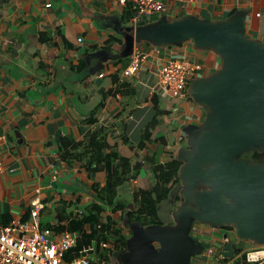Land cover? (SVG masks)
I'll list each match as a JSON object with an SVG mask.
<instances>
[{
    "label": "crops",
    "instance_id": "1",
    "mask_svg": "<svg viewBox=\"0 0 264 264\" xmlns=\"http://www.w3.org/2000/svg\"><path fill=\"white\" fill-rule=\"evenodd\" d=\"M132 11L131 0H0V158L6 168L0 222L29 219L38 187L46 206L43 227L74 219L77 209L90 202L93 184L105 180L103 171L88 173L82 163L62 158L75 143L84 144L79 150L88 147L89 132L102 129L122 156L136 157L133 146L142 130L163 110L155 134L169 140L160 160L165 162L186 144L183 127L204 118L190 96L176 100L160 86L158 71L171 59L188 57L203 61L206 69L198 76L207 75L220 68L218 55L196 50L190 41L169 46L142 41L135 47L147 58L135 75L125 76L131 56L122 57V28L134 26L126 16ZM237 12L247 36L264 41V0L176 2L166 16L223 20ZM179 135L186 137L180 143ZM145 183L146 178L130 180L126 191ZM126 191L120 198L129 201ZM193 227V237L204 247L192 264H242L248 250L264 247L238 238L234 230L203 223ZM228 241L232 256L222 253Z\"/></svg>",
    "mask_w": 264,
    "mask_h": 264
},
{
    "label": "water",
    "instance_id": "2",
    "mask_svg": "<svg viewBox=\"0 0 264 264\" xmlns=\"http://www.w3.org/2000/svg\"><path fill=\"white\" fill-rule=\"evenodd\" d=\"M122 30V57L131 56L142 41L156 46L190 41L196 50H212L221 64L189 84L190 98L205 115L201 122L183 127L186 146L177 153L183 161L181 182L172 191L182 197V204L175 208L169 199L160 205L158 215L164 224L132 226L127 240L131 254L122 262L191 264L192 256L204 247L190 235L195 223L232 226L238 238L263 245L264 160L250 161L243 155L264 151V41L247 36L238 12L223 20L161 15L154 22ZM227 236L223 234L224 239ZM222 253L234 254L230 241Z\"/></svg>",
    "mask_w": 264,
    "mask_h": 264
},
{
    "label": "trees",
    "instance_id": "3",
    "mask_svg": "<svg viewBox=\"0 0 264 264\" xmlns=\"http://www.w3.org/2000/svg\"><path fill=\"white\" fill-rule=\"evenodd\" d=\"M134 14L135 11H132L130 16L128 13L126 16L131 19ZM158 18L157 16L142 17L139 25L154 22ZM165 113L163 110L158 111L155 120L142 130L139 141L133 146L136 157L122 156L116 147L109 145L102 129H96L87 134L84 142L87 141V144H90L88 147L79 150L84 144L75 143L71 151L61 154L68 164L76 161L82 163L88 173L96 171L105 173L104 184H93L92 201L84 206L87 216L84 212L81 216L74 217L73 220L78 222L76 228L74 222H69V231L79 236L78 245L73 254L92 239L98 242L109 241L113 246V252L126 251L127 240L132 234V230L126 228L134 225L145 227L152 224H164L158 215L160 205L172 198L177 202L183 200L180 195H172L174 187L181 182L179 169L183 161L174 157L169 161L160 162L169 140L165 136H157L155 130L159 124V117ZM96 136L95 143L96 138H91ZM63 149L60 147V152ZM243 157L260 162L264 160V151L255 150L244 154ZM143 170L146 173L145 177L141 173ZM140 178H146V185L141 184L131 192V201L121 199V191H126L127 187L129 189L130 180ZM56 183L58 185V182ZM126 192L129 194L128 190ZM113 213H118V218H115ZM222 229L234 230L232 226ZM73 254L69 252L66 259L71 260ZM118 264L124 263L119 261Z\"/></svg>",
    "mask_w": 264,
    "mask_h": 264
},
{
    "label": "built area",
    "instance_id": "4",
    "mask_svg": "<svg viewBox=\"0 0 264 264\" xmlns=\"http://www.w3.org/2000/svg\"><path fill=\"white\" fill-rule=\"evenodd\" d=\"M131 1L135 11L132 21L134 26H138L142 17L168 14L172 3H195L198 0ZM79 41L82 39L80 38ZM146 58L147 54L135 47L124 75L127 77L135 75L140 69L142 60ZM205 69L206 64L201 60L188 57L171 59L160 66L158 81L174 99L185 100L189 96L188 88L191 80ZM184 139L183 135H179L178 142ZM5 170L0 158V182ZM131 181L136 183V179ZM41 194L42 188H36L35 197L31 201L29 219L14 218L7 223L0 222V264H118L115 262V252L109 241L98 242L92 239L73 254L78 245L79 236L66 227L60 230L62 226L69 225L70 219L58 221L51 227H43L41 214L46 206ZM90 201H92V194ZM82 214V209H77L74 216L79 217ZM69 252L74 255L71 260L66 259ZM242 264H264V247L248 250Z\"/></svg>",
    "mask_w": 264,
    "mask_h": 264
},
{
    "label": "rangeland",
    "instance_id": "5",
    "mask_svg": "<svg viewBox=\"0 0 264 264\" xmlns=\"http://www.w3.org/2000/svg\"><path fill=\"white\" fill-rule=\"evenodd\" d=\"M150 16H148V18H149ZM157 17H160L159 15L157 16ZM202 109V108H201ZM203 111H204V109H202ZM198 122H201L200 120L198 121ZM186 138V137H185ZM182 146H185V144H183ZM142 176L143 177H145V175H146V173H145V171L143 170L142 172ZM62 181L60 180V183H59V191H61V189L64 187L63 186V184L61 183ZM137 188V185H134L133 187H132V190L131 191H133V190H135ZM129 191V190H128ZM129 195V198H130V201L132 200V193H129L128 194ZM173 199V198H172ZM171 199V200H172ZM174 200V207L176 208V207H178V206H180L182 203L181 202H177V201H175V199H173ZM72 206L70 205V208H71ZM81 209H82V211H83V213L85 212V215H86V211H85V207L84 206H81ZM87 216V215H86ZM114 217H117V216H115V214H114ZM72 222H74V227L76 228V227H78V222L76 221V220H72ZM175 224V222L172 220V223H171V225H174ZM126 229H131L132 230V226L131 227H128V228H126ZM193 229H194V227H193ZM193 229H192V231H193ZM130 230V231H131ZM191 231V233H190V235L191 236H193V232ZM224 232V231H223ZM132 233H133V230H132ZM224 233H226V232H224ZM223 233V234H224ZM132 235V234H131ZM130 235V236H131ZM130 236H129V238H130ZM128 238V239H129ZM119 253V254H118ZM115 254H116V256H115V262H119V261H124V262H127V258H129L128 256H130V251L129 250H127L126 249V251H123V252H118L117 250L115 251Z\"/></svg>",
    "mask_w": 264,
    "mask_h": 264
},
{
    "label": "flooded vegetation",
    "instance_id": "6",
    "mask_svg": "<svg viewBox=\"0 0 264 264\" xmlns=\"http://www.w3.org/2000/svg\"><path fill=\"white\" fill-rule=\"evenodd\" d=\"M185 146H186V145H185ZM180 148H181V147H180ZM180 148H179V149H180ZM154 245H155V247H156V248H157V250H158V244H157V243H155Z\"/></svg>",
    "mask_w": 264,
    "mask_h": 264
},
{
    "label": "clouds",
    "instance_id": "7",
    "mask_svg": "<svg viewBox=\"0 0 264 264\" xmlns=\"http://www.w3.org/2000/svg\"><path fill=\"white\" fill-rule=\"evenodd\" d=\"M202 121V120H201Z\"/></svg>",
    "mask_w": 264,
    "mask_h": 264
}]
</instances>
